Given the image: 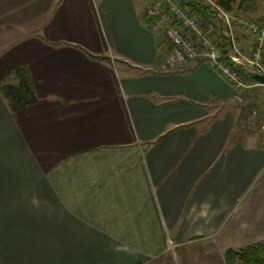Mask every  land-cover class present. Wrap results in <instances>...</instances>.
Masks as SVG:
<instances>
[{
	"label": "crops",
	"instance_id": "obj_1",
	"mask_svg": "<svg viewBox=\"0 0 264 264\" xmlns=\"http://www.w3.org/2000/svg\"><path fill=\"white\" fill-rule=\"evenodd\" d=\"M150 1L0 0V83L25 66L36 96L12 112L0 92V264H228L264 243V145L237 141L224 77L165 67Z\"/></svg>",
	"mask_w": 264,
	"mask_h": 264
},
{
	"label": "built area",
	"instance_id": "obj_2",
	"mask_svg": "<svg viewBox=\"0 0 264 264\" xmlns=\"http://www.w3.org/2000/svg\"><path fill=\"white\" fill-rule=\"evenodd\" d=\"M202 5L216 13V20L223 23L226 34H218L216 22L205 18L194 7H185L180 0H152L144 11V18L153 24L151 29L160 30L166 40L164 64L176 69L199 60L220 74L235 89V99L241 101L245 84L239 73L264 75V15L259 19L241 20L219 7L215 0H201ZM243 26L253 37V49L245 54L232 33V24ZM222 37H225V43ZM255 112L250 113L253 118ZM252 114V115H251ZM264 130V126L261 127Z\"/></svg>",
	"mask_w": 264,
	"mask_h": 264
},
{
	"label": "trees",
	"instance_id": "obj_3",
	"mask_svg": "<svg viewBox=\"0 0 264 264\" xmlns=\"http://www.w3.org/2000/svg\"><path fill=\"white\" fill-rule=\"evenodd\" d=\"M180 1L184 3L185 7H194L200 10L203 17L212 18L216 23H221L216 20L215 11L202 5L201 0ZM238 2L239 0H215V3L226 12H231ZM143 22L148 27H151L153 24L145 18ZM222 39L224 40V45H226V38L222 37ZM239 73L245 80L254 82V75L247 74L242 68H239ZM0 92L12 112H16L36 101L30 74L25 66L13 67L6 72L3 82L0 83ZM224 257L228 264H233L235 261H240L242 264H264V243L258 242L248 244L238 249H227L224 253Z\"/></svg>",
	"mask_w": 264,
	"mask_h": 264
},
{
	"label": "rangeland",
	"instance_id": "obj_4",
	"mask_svg": "<svg viewBox=\"0 0 264 264\" xmlns=\"http://www.w3.org/2000/svg\"><path fill=\"white\" fill-rule=\"evenodd\" d=\"M243 52L248 54V52ZM244 82L251 87L243 90L241 101L235 99V102L231 103V108L236 114L235 136L237 141L242 138L246 139L248 136H255L259 139V143L264 145V130L261 128L264 126V86L245 79ZM252 112H255L253 118L249 117Z\"/></svg>",
	"mask_w": 264,
	"mask_h": 264
},
{
	"label": "water",
	"instance_id": "obj_5",
	"mask_svg": "<svg viewBox=\"0 0 264 264\" xmlns=\"http://www.w3.org/2000/svg\"><path fill=\"white\" fill-rule=\"evenodd\" d=\"M253 80L255 83L264 86V75H254Z\"/></svg>",
	"mask_w": 264,
	"mask_h": 264
}]
</instances>
